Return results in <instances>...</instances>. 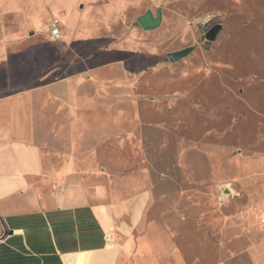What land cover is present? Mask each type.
<instances>
[{
  "label": "rangeland",
  "instance_id": "obj_1",
  "mask_svg": "<svg viewBox=\"0 0 264 264\" xmlns=\"http://www.w3.org/2000/svg\"><path fill=\"white\" fill-rule=\"evenodd\" d=\"M112 2L117 8L105 15ZM76 9L102 24L100 35L132 37L157 56L80 80L71 112L44 101L53 105L38 146L50 170L71 161L65 181L109 197H139L165 184L157 198L167 202L153 219L172 233L186 264H216L264 243V0H76ZM148 11L162 20L143 31L136 19ZM215 25V40L206 41ZM188 48L178 62L167 59ZM81 118L96 122L78 136L73 122ZM226 182L237 196L221 206Z\"/></svg>",
  "mask_w": 264,
  "mask_h": 264
},
{
  "label": "crops",
  "instance_id": "obj_2",
  "mask_svg": "<svg viewBox=\"0 0 264 264\" xmlns=\"http://www.w3.org/2000/svg\"><path fill=\"white\" fill-rule=\"evenodd\" d=\"M116 8L112 2L105 15ZM52 20L58 41L48 34ZM102 28L76 9V0H0V264H186L172 233L153 219L161 213L155 206L167 202L157 198L165 184L139 197L91 193L64 180L75 169L71 161L50 170L38 146L53 105L44 107L47 98L71 112L69 95L80 80L108 65L157 56L155 46L140 50L134 38L103 36ZM91 122L96 118L74 121L73 134L88 132ZM222 189L229 194L224 205L237 196L229 182ZM260 206L264 212V200ZM263 263L264 243H252L216 264Z\"/></svg>",
  "mask_w": 264,
  "mask_h": 264
},
{
  "label": "water",
  "instance_id": "obj_3",
  "mask_svg": "<svg viewBox=\"0 0 264 264\" xmlns=\"http://www.w3.org/2000/svg\"><path fill=\"white\" fill-rule=\"evenodd\" d=\"M136 22L143 31L155 30L161 24V13L157 11L155 16H153V14L150 11H148L143 16L138 17ZM220 29H221L220 25H215L212 28H210L205 33V36H204L206 41H209V42L214 41ZM191 51L192 49L188 48V49H183L181 51L168 53L167 59L171 63H176L180 59L186 57Z\"/></svg>",
  "mask_w": 264,
  "mask_h": 264
},
{
  "label": "built area",
  "instance_id": "obj_4",
  "mask_svg": "<svg viewBox=\"0 0 264 264\" xmlns=\"http://www.w3.org/2000/svg\"><path fill=\"white\" fill-rule=\"evenodd\" d=\"M58 22L57 20H52L49 25L48 34L49 37L55 41H58L60 39V31L58 30L57 26ZM229 197V194L225 193L224 190L219 191V196L217 197V202L219 205H224L227 202V199ZM110 238L109 236L105 237V242H109Z\"/></svg>",
  "mask_w": 264,
  "mask_h": 264
}]
</instances>
